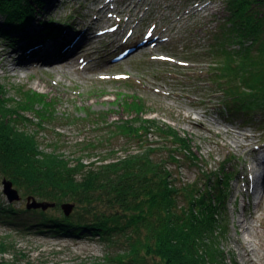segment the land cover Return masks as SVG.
Instances as JSON below:
<instances>
[{
	"label": "rangeland",
	"instance_id": "374dc122",
	"mask_svg": "<svg viewBox=\"0 0 264 264\" xmlns=\"http://www.w3.org/2000/svg\"><path fill=\"white\" fill-rule=\"evenodd\" d=\"M99 1H108L109 6L102 19L95 12V8L101 5ZM136 1L141 7L135 14L125 11L118 15ZM227 1L55 0L47 12L46 8L51 4L49 0H38L29 5L34 11L31 23L38 26L42 23L45 27L49 24L57 33L54 38L58 41L63 38L66 29L77 34L80 30L78 24L82 22L98 27L95 29L99 31L97 34L102 35L109 30L113 36L100 37L91 50L86 51L87 47H83L74 54L82 63L79 67H84L78 72L68 70L70 56L64 54L52 61V69L57 70L46 66L43 69L31 68L33 64L42 67V64L31 62L26 66L27 74L17 71L20 69L16 60L11 64L10 58L0 56V92L5 93L13 103L18 102L20 97L29 98L30 108L23 112L29 121H22L21 130L29 134L37 133L43 151L55 150L73 160L87 156L81 154V150L92 148L86 143L96 140L102 143L94 150L91 162L108 152H115L116 157L123 156L126 150L137 153L139 144L120 136L118 130L112 127V124L124 121L141 126L143 121L154 120L159 126H170L188 137L202 167L215 172L225 166L232 172L230 194L226 201L227 233L221 242L228 264H264V247L257 234L264 230V175L261 193L256 194L255 182L251 183L255 173H258L255 159L259 151L264 150V105L261 103L249 115L246 112H227L219 98H210L217 87L203 82L207 78L206 74L202 75L208 69L206 65L185 57L190 54L191 46L202 49L215 40L208 33L218 31V26L225 23ZM10 2L7 7H11L12 3L15 7L21 4L20 0H17L19 4ZM6 21L0 15V48L7 43L13 45L15 38L16 42L25 39L32 42L34 34L31 25L28 29L27 25L22 31L13 32L6 26ZM4 31L12 38L5 40L1 35ZM116 36L122 40L118 39L115 44ZM148 37H151L148 42L141 47L136 46ZM49 39L46 41H52ZM74 44L75 40L59 49L64 53ZM26 47L28 52L35 48L29 42ZM128 49L130 52L126 57L118 59ZM6 62L11 67H17V72H6ZM132 101L134 104L131 105ZM46 108L53 109L58 118H44L49 125L36 126L38 120L35 116H45ZM85 115L91 117L85 118ZM97 115L100 116L94 117ZM150 140L157 139L150 137ZM87 159L84 163L89 162ZM176 172L184 182H193L199 176L198 168L190 164ZM3 180L0 175V208L12 205L16 210L31 211L27 209L30 196L24 195L15 186L21 200L12 204L8 201ZM35 199L43 202L38 197ZM61 206L45 211L38 209L39 214L18 213L14 219L0 216V264L102 262L106 249L96 238L38 233L35 228L26 229L21 224L24 222L30 226L39 223L42 219L40 212L52 217L65 216ZM75 211L77 205L73 213ZM240 242L246 243V249Z\"/></svg>",
	"mask_w": 264,
	"mask_h": 264
},
{
	"label": "trees",
	"instance_id": "16d2710c",
	"mask_svg": "<svg viewBox=\"0 0 264 264\" xmlns=\"http://www.w3.org/2000/svg\"><path fill=\"white\" fill-rule=\"evenodd\" d=\"M10 1L17 2L0 0V15L13 32H20L32 22L34 11L29 5L38 0H20L19 7ZM226 13L218 31L208 33L215 40L202 49L191 46L185 57L210 70L202 75H207L206 85L217 87L211 99L219 98L229 113L249 115L264 105V0H228ZM49 28L46 24L43 36L55 37ZM3 35L11 37L5 31ZM22 98L13 103L0 92V175L26 196L58 207L77 205L69 217L40 212L39 223L28 226L23 222L24 228L96 238L106 249L103 263L96 264H228L221 242L227 233L226 201L232 172L225 166L215 172L205 169L188 137L154 120L143 121L141 126L129 121L112 124L120 136L139 144L137 153L126 150L116 157L115 152H108L91 162L100 140L88 141L92 148L80 152L87 156L75 160L55 150L43 151L38 134L20 128L22 121H29L23 112L31 104L29 98ZM49 110H44L43 117L35 116L36 126L49 125L44 118H58ZM85 158L89 162L84 163ZM188 164L199 170L193 182L182 181L176 172ZM18 213L39 214L12 205L0 208V216L7 219Z\"/></svg>",
	"mask_w": 264,
	"mask_h": 264
},
{
	"label": "bare ground",
	"instance_id": "6f19581e",
	"mask_svg": "<svg viewBox=\"0 0 264 264\" xmlns=\"http://www.w3.org/2000/svg\"><path fill=\"white\" fill-rule=\"evenodd\" d=\"M49 2L51 4L46 8L47 12L52 8L53 4L55 3V0H49ZM99 3H101V2L99 1ZM132 5L134 6L133 8H131ZM108 7H109L108 1L103 2V3H101V5H99L98 8H95V12L99 16H101V19H102L103 15L106 14V9ZM140 7H141V4L139 1L131 2V4L127 5L122 12H119L118 15L124 14L125 11L135 14L140 9ZM98 22L99 21L97 20L96 24ZM32 23H30L28 25V27L26 28V29L30 28V25H31V29H32L31 32H33V34H34V36H33L34 39H31L32 42L28 41V39H25L23 42H20V41L16 42L17 39L15 38V39H13L14 40L13 45H10L7 43L4 45V48L3 47L0 48V56L8 57L7 59L10 58L11 60L9 59V62L11 64L12 63L14 64L13 61L16 60L15 63H18L17 67H19V69H20V70H17L18 69L17 67H11L12 65L11 64L9 65V63L6 62V64H4L6 72L17 70L20 73L27 74L28 71L26 70L27 69L26 66L28 67V65H30L31 62H35L38 65L42 64V67L41 66L38 67L35 64H33V65H31L32 66L31 68L43 69L46 66L47 68H51V70L55 71L57 69H52L53 68L52 61L56 60L57 58L62 57L63 54H64V56L65 55L70 56V60H69L70 63L68 64V67H67L69 71L78 72L80 70H84V67H81V68L79 67L82 63L79 62V59H77L74 54H76L83 47H87L86 51L91 50L93 48V46L95 44H97L98 41H100V37L104 38V36H109V37L113 36V33L109 32V30H105V32L102 35L97 34V32H99V31H95V29H98V27L94 28L92 25H89L88 23L82 22V24H78V25H80V28H79L80 30L77 34H75V32H73L71 29H68V30L66 29L65 33L63 34V38L60 39L59 41L54 37L53 38L48 37V38H50L49 40H52V41H46V39H48V38L43 39L44 38V36H43L44 32L47 33V31H45V29H46L45 25H43L42 23H39V25L41 24L40 25L41 27H40L37 24L32 25ZM92 23L95 24L94 21H92ZM84 28H87V29L84 30ZM133 32H135V31H132V33ZM1 35L4 37L5 40L9 39V38H6L2 33H1ZM150 38L151 37L146 38V40H144V42L142 44H139L136 46L141 47V45H144V43L148 42V40ZM36 39H39V40L43 39V40L39 41ZM118 39H121V38H118L116 36V41H114L113 43H115V42L117 43ZM74 40H75V44L72 47H69L66 51H64V53H63V51L62 52L60 51L59 48H64V45L71 44L74 42ZM28 42L31 43V45L35 47L30 52L27 51V47H26ZM240 145H238V146H240ZM253 152H254V150L252 151V153ZM257 156L258 157H256V159H255L257 162L256 163L257 166H256L255 170H258V173H260V179H261V183H262L263 175H264V151L260 150L259 154ZM252 174H254V173H252ZM258 178H259V176L255 177L254 179H251V183L255 182ZM257 187H258V189H260L259 186H257ZM257 234L259 235V237L261 239V244L264 247V230L258 232ZM240 245L246 249V243L240 242Z\"/></svg>",
	"mask_w": 264,
	"mask_h": 264
},
{
	"label": "water",
	"instance_id": "95a60500",
	"mask_svg": "<svg viewBox=\"0 0 264 264\" xmlns=\"http://www.w3.org/2000/svg\"><path fill=\"white\" fill-rule=\"evenodd\" d=\"M3 185H4V193L7 196L8 201L12 204L14 202L20 201L21 200V195L19 191L14 187V184L12 181H9L7 179L3 180ZM56 205L54 203L50 202H40L37 201L34 197H30L28 199V204H27V209L28 210H38L42 209L43 211L47 210L48 208L55 207ZM62 209L64 210V213L67 217L71 216L75 204L73 203H64L62 204Z\"/></svg>",
	"mask_w": 264,
	"mask_h": 264
}]
</instances>
